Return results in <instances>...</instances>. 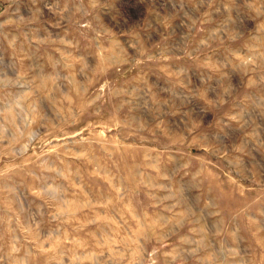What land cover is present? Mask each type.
<instances>
[{
	"label": "rangeland",
	"instance_id": "374dc122",
	"mask_svg": "<svg viewBox=\"0 0 264 264\" xmlns=\"http://www.w3.org/2000/svg\"><path fill=\"white\" fill-rule=\"evenodd\" d=\"M102 4L138 18L135 0H102ZM81 23L95 27L91 18ZM37 27L41 32L61 31L78 45L71 49L57 45L40 48L49 69L60 59L62 51H71L73 68L61 75L71 71L76 79L71 85L62 79L57 84H48L51 99L42 100L35 122L29 125L20 116L16 125H7L4 133L7 139L0 142V174L8 178L5 187L16 186L26 199L20 197L25 201L21 209L16 194L0 191V255L6 254L16 241L20 248L16 258L25 264H60L61 260L70 264L72 255L81 257L75 264H149L152 260L155 264H225L221 249L236 246L238 241L232 235L236 227L241 236L264 237V170L253 167L251 176L247 171L237 174L226 162L231 151L213 155V146H201L199 123L186 139L170 126L172 117L159 127L153 124L148 131L138 132L124 123L131 119L134 109L120 110L121 98L107 94L106 84L118 89L131 83L151 84L157 79L191 90L187 74L179 78L175 75L181 65L209 74V84L223 76V86L227 87L233 79L228 70L218 62H200L206 55L233 46L227 41L219 43L209 33L212 25L202 24L193 31L189 51L202 38L211 42V48L193 52L192 57L183 51L177 54L172 45L174 37L169 35L155 43L145 42L151 55L167 49L155 61L135 68L129 64L110 66L107 72L86 75L80 71L79 52L94 48L93 32L66 22L57 28L56 18L47 15ZM115 35L119 37L120 33ZM120 42L123 44V40ZM111 63L119 64L118 54L112 55ZM23 67L27 70L26 60ZM237 71L246 83L253 78L252 74L244 76L243 69ZM102 88L105 94L99 98L98 90ZM250 91L247 87L233 91L217 105L216 97L201 87L199 102L214 117L207 128L222 129L230 115L250 108L251 100L246 98ZM61 93H70L71 99L64 100ZM181 110L174 107L172 112L178 115ZM233 126L237 125L233 122ZM245 135L251 139V130ZM148 150L151 156L160 153L165 165L179 159L188 163V167L174 179H157L156 187H145L138 181L141 172L150 171L144 160ZM260 151L264 152V147ZM236 152L245 160L250 158L247 149L241 151L238 146ZM201 168L202 175L193 180L198 186L189 195L181 189V180L192 178ZM29 172L39 175L40 180L34 181ZM34 184H53L59 189L57 199H42L33 194L30 189ZM169 189L175 193L174 198L161 202ZM64 200L69 202L63 205L65 211L57 213ZM201 239L206 247L189 255L196 247L192 242ZM249 252L256 255L251 247ZM86 256L92 259H83Z\"/></svg>",
	"mask_w": 264,
	"mask_h": 264
},
{
	"label": "clouds",
	"instance_id": "9594fccd",
	"mask_svg": "<svg viewBox=\"0 0 264 264\" xmlns=\"http://www.w3.org/2000/svg\"><path fill=\"white\" fill-rule=\"evenodd\" d=\"M5 4L7 7H4ZM134 7L138 16L136 19L114 7L105 8L102 0H0V142L7 139L4 134L7 132V125H16L18 117L23 116L29 125L35 122L42 100L51 99L49 83L57 84L62 79L71 85L76 79L71 71H68L67 75H61L62 71L73 68L71 51H62L60 59L55 61L51 69L40 52L41 46L44 45L65 46L69 49L78 46L61 31L41 32L37 26L46 15L56 18L57 28L66 22L69 25H78L79 29L88 28L95 34L94 48L79 52L82 62L80 71L84 75L89 72H107L110 66L129 64L135 68L147 61H155L156 56H163L167 49L163 48L156 55H151L147 53L145 42L155 43L169 35L174 37L172 45L177 54L183 51L192 57L193 52L211 48V42L202 38L195 48L188 50L193 31L202 24H209L213 26L209 33L214 35L219 43L227 41L233 46L224 52L206 55L200 62H218L223 69L228 70L233 79L228 81L227 87L223 86V76L209 84V74L181 65L175 75L179 78L187 74L186 79L191 90L177 87L171 81L162 82L157 79L151 84L131 83L118 89L106 84L107 94L121 98L118 105L120 110L125 107L134 109L131 119H126L124 123L138 132L148 131L153 124L159 127L166 119L172 117L169 119L170 126L186 139L199 123L202 126L199 132L203 140L201 146H213V155H226L227 151H231L232 155L226 156V162L237 174L247 171L251 176L253 167L264 170V152L260 151V148L264 147V0H135ZM86 18H91L95 27L92 24H82L81 20ZM137 29L143 31L137 32ZM116 32L120 33L119 37L115 35ZM115 54L119 55V64L111 63L112 55ZM197 59L199 60V57ZM25 60L27 70L23 67ZM237 69H243L244 76L252 74L253 78L246 83ZM201 87L216 97L217 105L224 102V95L230 96L233 91L247 87L252 89L246 97L251 100V106L241 113L230 115L222 129H208L207 126L214 117L199 102ZM153 88L156 89L155 92ZM104 94L103 88L98 90L99 98ZM61 95L64 100L71 99L70 93ZM174 107L182 109L178 115L172 112ZM157 121L159 123H156ZM233 122L237 126H233ZM249 129L252 133L251 139L245 135ZM238 146L241 151L248 150L249 159H243L236 152ZM150 151L144 156L145 167L150 171L141 172L138 181L145 187H156L154 181L157 179H174L188 167V163L179 159L165 165L160 153L151 156ZM202 173L203 168L198 169L188 180L182 178L181 189L192 195L198 186L193 180ZM28 175L32 176L34 181L40 180V176L35 173L29 172ZM7 179L0 174V191L16 194V199L23 209L25 201L20 197L25 196V193L19 192L16 186L5 187ZM30 191L42 199L55 201L59 189L53 184H34ZM124 191L127 194L128 188L125 187ZM174 196L175 193L169 189L161 202L173 199ZM195 199L193 196L194 202ZM68 203L64 200L57 208V213H63V205ZM248 219L251 221V216ZM239 233L240 229L236 227L232 234L238 241L236 246L227 250L221 249V253L225 255V264H264V237L253 239L252 236L244 237ZM192 243H195L196 247L191 249L189 255L206 247L204 239ZM249 247L256 253L255 256L249 252ZM19 252L20 248L17 247L16 241H13L10 250L0 255V264H25L23 260L16 258ZM173 258L175 259V256ZM80 259L81 257L72 255L69 258L70 264H75V261ZM83 259H92V256ZM60 264H63V260ZM149 264H155V261L152 260Z\"/></svg>",
	"mask_w": 264,
	"mask_h": 264
}]
</instances>
